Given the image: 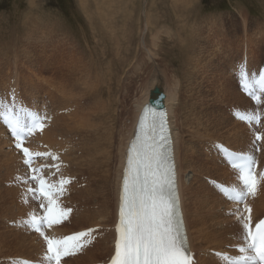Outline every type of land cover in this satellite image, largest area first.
I'll return each mask as SVG.
<instances>
[{
  "label": "bare ground",
  "instance_id": "6f19581e",
  "mask_svg": "<svg viewBox=\"0 0 264 264\" xmlns=\"http://www.w3.org/2000/svg\"><path fill=\"white\" fill-rule=\"evenodd\" d=\"M133 1L130 3H134ZM143 1H145V0H143ZM148 1H151V0H146V6H144L146 8L143 9V4H142L141 9H139V10L141 13H143V11H144L145 16H143V17L146 18V20L144 19L145 23H146V24L144 23L145 24L144 30H145L146 25H148V28L151 30L150 32L152 33L153 27H151V25H153V24L151 22L152 19H150V16H151V11L153 10V4L154 3L150 2V5L148 7ZM153 1L155 2V0H153ZM94 2L96 3V8L94 9V11L98 14L100 12L99 17L91 18L93 20L91 22H89L90 26L88 24H86V25H88V27H90L89 28L90 31H93V33L89 31L90 32L89 35H91V37L93 38V42L95 43L94 49H96V47H98L99 45L102 44V45L106 46V48L101 49V50H103L102 51L103 53H106V51H108L107 48H109V49L111 48L110 46L113 43V39L111 38V41H112L111 42L109 40L110 38L107 37L106 35L102 34L98 30V28L99 27L102 28V26L107 28L108 23H109L112 27H113V25L117 26L116 29L118 30L119 27L121 26V24H124V26H127L128 24H130L131 23V21H129L130 19L128 21H125L124 19H122V20L113 19L112 21L110 20L111 22H109L107 20L109 18H111V19L114 18L112 16L116 15L115 11H117V12L120 11L121 16H123V17L125 15H128L129 13H134V12H131L130 10H129L130 12H127V11L123 10V8L124 9L127 8L126 6L124 7L125 1H123V0H116L110 6L108 4L106 5L103 2L98 3L99 0L98 1L94 0ZM105 2H107V0H105ZM88 4H89V2H88ZM102 4H104V7L102 6ZM98 5H101V7H98ZM92 6H94V5L92 4ZM99 8L103 9V10L101 11V10H99ZM87 15L89 17V14H86V16ZM102 17H103V19H102ZM91 19L89 17V20H91ZM23 24H24V22L22 23V25ZM26 24H28V23H26ZM30 24H32V26H34L33 25L34 22L33 23L30 22ZM39 25H41V24L39 23ZM39 25H38L39 29H43V30L47 31L46 32L47 36H49L50 34L53 35L57 31L61 32L60 41H58L56 43V45L54 46V48L60 49V53H58V51L51 52L52 58H50V59L48 58L49 59V68H52L54 70V73H55V75L49 81V87L52 89L49 88V90H48V88L46 89V87H43V90L49 96V101H46L43 96H40L42 101H44V102L43 103L42 102H38V103L34 102L33 103V104H35V106L46 105L48 107V109L52 112V114L54 115L53 123H52L51 127L47 131L44 132V135L42 134L43 138L41 139V142L49 145L52 148H57V147L67 148V153L64 156V158H65V161L70 165V168L67 170L68 174H70L69 170L72 167L74 173L78 176H81L77 173L78 170L80 168L86 167L88 171H92L95 174V176L99 182L98 186L91 184L89 189H86V188L81 189L82 187L80 189H77V188H74L73 186L71 187V188H74V192L72 191L73 199L70 200V202L72 205L77 206V211L73 215V218H72L71 224H70L71 226H72V224H74V225L72 227L69 226L66 229H61L58 233L68 235L71 233L79 232V231L86 230V229L93 228V227H102V228H104L105 231H107L109 229V227L115 226L116 221H117V213H118V206H119L121 180H122L123 170H124L125 162H126V158H127V149H128L129 143L131 142V140L135 136L136 125H137L138 118H139V115H140L142 109L144 108L145 105L150 103V99L153 95L152 93L156 89H158L160 92H163L165 94L164 104H165V107L168 109V112H169L168 121H169L171 130H172L173 146H174V150H175V161H176L177 174H178L180 193H181V204H182V209H183V213H184V220L186 223V230H187L188 238H189V245L191 246V249L193 250V252H195V254H196L198 264H220L219 261L214 256H212L210 254V252L211 251H223V250H226L228 247H232L236 243V239H237L238 233H239V228L234 224V222L231 218H229L225 215V210H227L229 208L230 204L222 196L219 197L217 195L218 196L217 197L214 193L213 188L210 186H207V183H204V181H202L201 179H200L201 181L198 183L199 186L196 185L197 178H198L197 176H199L201 173H204L206 175V177H210V175H209L210 173L207 174V171H208L207 165L208 166H209V164L212 165V169L217 167L216 169L219 170L220 168L218 166H215L213 168V164H214L213 161L216 159V158L214 159L213 156L209 157V155H207V154H206V156L204 155L205 157H203V155L201 154L200 158L195 156L194 151H199V150L190 146V144L192 142L187 140L186 142H188V144H187L188 147H186V145H185L186 142L183 139L184 138L183 127L187 128V132H188V136H189V128H191V125L194 124L195 121H197V123H196L197 127H198V125L202 124L201 121L203 119L201 120L200 115H204L207 118L210 110L208 111L209 106L207 105V103L204 104L205 107H200L199 103H193L192 101H190L188 103L189 106L186 107L187 106L186 102L181 95L182 90H184V92H185L186 88L184 89V87H182L183 84H182V80L180 79V77H178L179 75L176 76V75H173L170 73L171 68H170V66H168L169 65L168 61H166V62H159L158 61V59L160 57V52H161L160 48H161V45L163 44L162 34H164L165 31L167 32V34H169V29L166 26V24L162 25V27L160 26L158 31L156 33L152 34V39H153L152 44H151L152 48H150V47L145 48L144 47V50L145 49L148 50L147 58H148L149 62L157 63L158 66L159 65L161 66L160 70L162 69L165 78H166L165 75H167V80L172 77L173 87H169L167 85H160L161 87H156V86H159L160 82L165 83V80L162 79L163 77L159 73V75L161 76V79L164 81L159 80L160 82L159 81L156 82V81L152 80V82L149 83V86L146 89L141 91V95L134 101V103L136 101L137 102L135 104L133 103L132 106H130V103H128L129 100H128L127 92L129 91V88H128L127 84H125L126 82L123 83L121 81L123 79L122 75H121L122 74V70H121L122 65H123V73L125 74L124 67L129 66L131 63V62H127L126 61L127 59L125 60L126 57L124 59H119L118 62H121L122 65H119L120 69L118 72H115L113 69L114 61H112V62L110 61L107 63V66H103V63L101 62L102 60L100 61V59H99L101 57L96 56V55H98L96 53H95L96 55L91 54L92 55L91 59L95 62L97 61V64H95L94 66L84 65L82 63L85 60L86 56L89 58L90 52L87 54L85 53L86 51L81 53L80 48L83 47L82 44L81 45L79 44V41L81 42V40H78L72 36L70 38L69 35H71V34L68 31L58 29L57 27L55 28L53 24H50V25L47 24V25H49L48 30H46L47 28L46 29L43 27L40 28ZM36 26H37V24H36ZM36 26L29 29L31 33L33 31H36V28H37ZM112 27H110V29ZM59 28H61V27H59ZM50 29H52L53 31L49 32ZM110 29L108 31L109 35H110V32H115V30L113 28L111 30ZM154 29H155V27H154ZM144 30L141 33H143ZM37 31H39V30H37ZM40 31H42V30H40ZM162 31H164V32H162ZM138 35H140V34H138ZM29 36L30 35H28V37ZM83 37H85V36H83ZM47 38H49V37H47ZM114 39H115V37H114ZM116 39L114 40V43H115V41H118ZM1 41H5V43H0V93L3 90L4 81L12 82L13 80L18 79L19 75L21 77H26L24 72H22V73L17 72L13 78L9 77L7 73L3 72L5 67L7 65H9V63H12L11 62L12 57L15 58V61L17 60V62H18L19 56H17V57L14 56L13 53H15V52H13V51H16V47L21 46L24 43L22 42L23 44H20L21 42H19V39L16 36L12 37V39H8V40H1L0 39V42ZM120 41H122V40L120 39ZM247 42H249V41H247ZM117 43H119L118 45H120V42H117ZM53 44H55V43H53ZM185 44L188 47V49L184 51L186 57L183 60V62H181L182 68H184V67L186 68L189 66V61H191V58H192L191 54H193V55L197 54V49L194 47L193 42L185 41ZM113 46L116 47V45H113ZM32 47H33V44H32ZM90 47L91 46H89V48ZM119 47L120 46H118L116 48H119ZM125 47H128V46L126 45ZM129 47H130V43H129ZM18 48H20V47H18ZM102 48H104V47H102ZM201 49H202V47H201ZM110 50H113V49H110ZM128 51H127V53H128ZM187 51H189V52H187ZM114 52H116V51H114ZM119 52L121 53V51H119ZM200 52L202 53L201 50H200ZM3 53H4V55H1ZM24 53L26 54V52H24ZM56 53H58V54H56ZM116 53H118V52H116ZM120 53H118V54L120 55ZM124 53H126V52H124ZM165 53H167V52H165ZM170 53L168 52V54H170ZM19 54H20V52H19ZM54 54H56V55H54ZM100 54H102V53H100ZM27 55H29V54L27 53L25 56H27ZM163 55H165V54H163ZM1 56L3 57V59L1 58ZM103 56L104 55H102V57ZM199 56H200V54L197 55L196 57L198 58ZM121 58H123V57H121ZM107 59H108V57L106 56L103 61L105 62ZM192 59L195 61V58H192ZM25 60H27V59H25ZM117 60H118V58H117ZM197 60L195 62V65L198 67H201L202 65H200V64H202L205 60L203 62L201 61V63H199L200 60H198V61ZM15 61L13 60V63ZM62 61L64 62V64H62ZM206 61H207V59H206ZM138 63L140 64L139 61H138ZM206 63L207 62H205V66H206ZM261 64H263V63H261ZM20 66H21V64H20ZM205 66H204V68H205ZM198 67L196 70H198ZM206 67H209V66H206ZM252 67H254V65ZM204 68L201 69L202 73L197 72L200 74H197L195 76L196 79L200 80V78H201L202 80H206V79H203V77L204 78L206 77V75H205L206 74V68L205 69ZM105 70L107 72H105ZM184 71H186V70H184ZM207 71H208V69H207ZM211 71H212V69L209 72H211ZM258 71H259V68H258ZM209 72H207V73H209ZM112 74H113V76H111ZM30 75H32V74H30ZM189 75H190V73H189ZM189 75H187V76H189ZM215 75H216V73H215ZM33 76H34V74H33ZM208 76L210 77L209 74H208ZM208 76H207V79H210L211 77L209 78ZM3 77H4V79H3ZM98 78H99V82L101 83L102 90L105 91L106 95L108 96L107 101H104L102 98H100V86L98 84ZM196 81H198V80H196ZM196 81H195V78L188 81L187 83L189 84V88H187V89L192 90L191 87H194L193 83L197 84L198 87H201L200 86L201 84H199L200 81H198V83ZM224 81L226 82V80H224ZM205 83L207 84V82H205ZM205 83H204V85H205ZM225 85L228 86V83L227 84L225 83ZM231 86H232V84H231ZM227 89H229V88H227ZM232 90H233V93H231V94L229 93L230 89H229V92L227 91V93L229 95V96L228 95L227 96H228L230 102H231V100L236 98L235 95L238 93L237 89L235 91H234V89H232ZM88 91H90V93H85ZM112 92H115L114 93L115 97H113L112 101H111L110 94ZM223 95L226 96L225 93ZM238 97H239V95H237V98ZM27 98L30 99V97H27ZM32 99H34V98H32ZM89 101H91L93 103H89ZM226 101L227 100H225V102ZM205 102L206 101L203 100V103H205ZM223 105L225 107L226 104H223ZM114 106H115V108H114ZM129 106H130V108H129ZM131 108H134L132 116H131V112H130ZM210 108H211V110L215 111L216 107H215V105L214 106L212 105V106H210ZM218 111H219V109H218ZM210 112H213V111H210ZM213 113H215V112H213ZM213 115L210 118L212 119L214 117L215 122L220 123L221 122L220 120H218V121L216 120L217 119L215 117L216 114L214 116ZM218 115H220V114H218ZM225 117L226 116H224V118ZM206 118H205V120L208 121V119H206ZM218 118L221 119L219 116H218ZM224 118H223V121H224ZM225 120L228 123V124H225L223 122V124H225V125H229V123L231 121H234V119H232L230 116L227 119L225 118ZM208 123H210V122H207L206 125H209ZM211 124H212V122H211ZM231 124H232V122H231ZM119 125H120V128H119ZM236 125H234V127ZM240 125L242 126L243 124H240ZM203 126H204V123H203ZM220 127H221V124H220ZM223 127H224V125H223ZM236 127L239 128V125ZM117 129H118V131H117ZM119 130L123 131V135L119 136ZM226 130H228V129H226ZM241 131L242 130L237 131L235 134V137L233 136L234 132L233 133L229 132L233 136V137L230 136L232 140H233V138H242V137L245 139V140L242 139V141H244V144L242 146H240V144H238L240 147L233 148L231 146H228L229 148H231L235 151L247 150L249 145L251 144L252 139H251L250 135L245 134V133L240 134ZM181 132H182V134H181ZM209 132L207 131V133H209ZM243 132H245V131H243ZM42 135H40V136H42ZM195 138H197V137H195ZM233 141H232V143H233ZM235 141H237V139ZM234 144L236 145V143H234ZM10 147H11V139L9 137V134L6 131V129L0 124V149H1L0 155L3 158H6L7 166L6 165L5 166L7 167L6 170H8L6 172H9L10 175L14 176L16 174V172L20 169L21 166L18 163V157L15 156L14 151L11 150ZM206 147L204 148L205 150H206ZM6 161L4 160L3 163ZM262 161L264 163V153L262 156ZM0 162H1V160H0ZM4 164H6V163H4ZM1 166H3V165H1ZM5 166H3V168ZM220 170H222L223 173L225 174V176H224L222 173V175L225 177V180H224L225 182H229L232 180V172L229 171V169L225 165H223V163H222V169H220ZM1 172H3V171H1ZM188 174H189V176H188ZM213 174L215 175L216 179L220 178L221 174L219 171H215V173H212L211 176H214ZM0 176L2 177V175H0ZM223 176H222V178H223ZM1 177H0V179H1ZM7 177L9 178V176H7ZM73 177H75V176H73ZM81 177H84V176H81ZM199 177H201V176H199ZM2 179H4V178H2ZM9 179H11V178H9ZM2 182H3V180L0 183L1 185H3ZM6 182L8 183V181H6ZM91 182L92 181L89 180V183H91ZM1 187L4 189V186H1ZM2 188L0 190H2ZM12 190H16V189H12ZM8 191H11V189L6 190V193L9 194ZM3 194H5V193H3ZM11 194H13V192ZM0 195H2V194H0ZM95 195L99 196L100 200H98L97 196H95ZM12 196H15V195H12ZM8 197H9V195H7V198ZM111 197H113V202H112ZM2 198L0 197V199H2ZM15 198H13V199L15 200ZM71 198H72V196H71ZM217 199H220V200L217 201ZM93 201L95 202V205L92 204ZM5 203H6V201H5ZM15 203H16V201H15ZM9 204L10 203H9V199H8V206H11L13 203L11 201V204L10 205ZM99 204H102V205L100 206ZM253 204H254V217L256 219H259L262 216H264V184H263L261 194L253 202ZM8 206H6V207L4 206V207L7 208ZM4 207H2V208L5 209ZM20 208H22V207H20ZM14 209L8 210L11 212V214H9V215H12V213H14L13 212ZM22 211H23V209H22ZM5 213L6 212L1 209L0 221H1L2 217L4 215H6L8 212L6 214ZM18 213H20V217L23 215L25 216V213H23V215H21L22 212H18ZM13 218H14V216L12 217V219ZM16 218H17V216H15V219ZM4 220L6 221V219H4ZM5 221L1 222L2 223L1 226L2 225L3 226H2V228L0 227V253L4 252L5 255H0V258H1V260H5V257L7 259L14 258V256H16L15 258L22 257L24 255L23 252L24 251L27 252L26 251L27 250L26 248H28L27 240L30 238V236L28 238L27 237L28 235H25L24 233H23V235H21L22 233L20 234V232L17 231L16 229L9 228L8 222H5ZM5 223L7 226L5 225ZM75 228H76V231H73V230H75ZM31 237H32V235H31ZM33 240H34V238H33ZM114 240L115 239H113V233L112 232H109V233L106 232L105 237L103 239L98 240L96 245L92 249H89L84 256H81L79 258L74 259V262L76 261L75 264H95V263H100L102 261H105V260H102V256H104V258L107 257V259H108L112 255L113 250H114V245H113ZM28 242H29V240H28ZM30 245H31V243L29 244V246ZM31 246L29 248L33 247V246L32 247ZM39 246H40V243H39ZM24 249H26V250H24ZM39 250H41V249H39ZM31 251H33V250L31 249ZM37 251L38 250H36L34 252L37 254ZM28 252L30 253L29 250H28ZM28 256H31V255L29 254ZM24 257H26V256H24ZM30 258L32 260V257H30ZM35 258H36V256H35ZM69 264H73V260Z\"/></svg>",
  "mask_w": 264,
  "mask_h": 264
},
{
  "label": "rangeland",
  "instance_id": "374dc122",
  "mask_svg": "<svg viewBox=\"0 0 264 264\" xmlns=\"http://www.w3.org/2000/svg\"><path fill=\"white\" fill-rule=\"evenodd\" d=\"M114 1H116V0H107V2H105V0H99L98 3L103 2L106 5L108 4L110 6V5H112V3ZM123 1H125L124 7L126 6L128 8V9L123 8V10L127 11V12L131 11L134 13H129L128 15H125L123 17V16H121L120 11H118V12L115 11L116 15L112 16L114 18H112V19L109 18L107 21L111 22L113 19H117V20L124 19L125 21H128L130 19L129 21H131V23L128 24L127 26H124V24H121V26L119 27L118 30L116 29L117 26L113 25V27H112L109 23H108L107 28H105L103 26H102V28L101 27L98 28V30L102 34H104L110 38L109 39L110 41H111V38L113 39V43L111 44L110 49H113L114 51H116L118 53H120L119 51H121V53L119 55L118 53L114 52L113 50H110L109 48H107L108 51H106V53H103L102 52L103 50H101V49H105L106 46H104L102 44L99 45L98 47H96V49H94L95 43L93 42V38L91 37V35H89V33L90 32L93 33V31H90L89 30L90 27H88L89 22H91L93 20L91 18L99 17V14H100V12L98 14L94 11V9L96 8V3L94 2V0H0V39L1 40H8V39H12V37L16 36V37H18L19 42H21L20 44L24 43L23 45L18 46L21 49L16 47V51H13V52H15V53H13L14 56H16V57L19 56L18 62H17V60L15 61V58L12 57L11 58L12 63H9V65H7L5 67L3 72L7 73L8 76L11 78H13L17 72L18 73L24 72L25 76H26V77H21L19 75V77H20V78L18 77L19 80L15 79L12 82L4 81L3 90L1 92L7 91L11 86H15L22 91L25 99L26 100L28 99V102H30V104H32V105H35V104H33L34 102L35 103H38V102L43 103L44 102V101H42L40 96H43L46 101H49V96L43 90V87H46V89L48 88V90H49V88H50L49 87V81L55 75L54 70L52 68H49V59L52 58L51 52L58 51V53H60V49H56V48H54V46L56 45V43L58 41H60L61 32L57 31L55 34H53V35L50 34L49 36H47L46 35L47 31H45L43 29H39L38 25L40 23L41 24V25H39L40 28L43 27L45 29L47 28L46 30H48L49 29L48 26L50 24H53L55 28L57 27L58 29L68 31L71 34V35H69L70 38L72 36L78 40H81V42L79 41V44L80 45L82 44V46L84 47V48L83 47L80 48L81 53L86 51L85 53L87 54L90 52L89 58L86 56L85 60L82 63L84 65L94 66L95 64H97V61L95 62L91 59L92 58L91 54H95V53L98 54V55L95 54L96 56L101 57L99 59H100V61L102 60L101 62L103 63V66H107L108 62L114 61L113 69L115 72H118L120 69L119 65H122L121 62H118L119 59H124L126 57L125 60L127 59L126 60L127 62H131L129 65L130 67L129 66L124 67L125 74L123 73V65H122V69H121L122 74L121 75H122L123 79L121 81L123 83L126 82L125 84H127L128 88H129V91L127 92L128 100H129L128 103H130V106H132L134 101L141 95V91L146 89L149 86V83L152 82V80H154L156 82L159 80H162V79L165 80V83L159 81L160 82V83L158 82L159 86H156V87H161L160 85H167L169 87H173L172 77L167 80V75H165L166 76V78H165L162 69L160 70L161 66L160 65L158 66L157 63L149 62L148 58H147L148 50L147 49L144 50V47L145 48H149V47L152 48V46H151L152 41H153L152 34L156 33L160 26L162 27V25L166 24V26L169 29V34H167L166 31L165 32L162 31V32H164V34H162L163 44L161 45V48H160L161 52H160V57H159L158 61L159 62L168 61V63H169L168 66H170V68H171L170 73L173 75H176V76L179 75L178 77H180V79L182 80V84H183L182 87H184V89L186 88L185 92H184V90H182V92H181V95L186 102V105H187L186 107L189 106L188 103L190 101H192L193 103H199L200 107H205L204 104L207 103V105L209 106L208 111L210 110V111L215 112V113H213V112L209 111V115L207 118L204 115H200L201 120L203 119L201 121L202 124L198 125V127H197V124H196L197 121H195L194 124L191 125L192 129L189 128V136H188L187 128L183 127V129H184V135H183L184 141L186 142L188 140V141L192 142L190 144V146H192L195 149H198L200 151L199 152V151L193 150L195 156H197L198 158H200L201 154L203 155V157L206 156V150L204 148L211 143L215 144L216 142L222 141L227 146H231L233 148H237V147L242 146L244 144V141H242V139L243 140H245V139L243 137L242 138H233V140H234L233 141L230 137V136H232L230 133L234 132L233 133L234 137H235L236 132L240 131V130H242L240 132V134L241 133L249 134L248 128L245 127L244 124L241 126L240 124H242V123H239L235 120L231 121L232 124L230 122L229 125H225V124H228L226 122L225 118L227 119V118H229V116L232 118V116L230 115V108L232 106L238 105V107H246V106L250 105V101L247 98H245L238 90V86L236 84L235 76L233 73V70L235 69L236 64L238 62L242 61L245 56H247V58L249 60V66L251 68L254 65L253 68H256L258 71V68L260 70L262 65H264V0H187V1L186 0H184V1L183 0H179V1L178 0H155V2L153 0H151V1H148V7L150 5V2L154 3L153 4V10L151 11V16H150V19H152L151 22L153 24V25H151V27H153L152 33L150 32L151 30L148 28V25H146L145 30H144V26L146 24L145 23L146 18L143 17V16H145L144 11H143V13H141L139 10V9H141L142 4H143V9L146 8V7H144V6H146V0L145 1H143V0H134V1L133 0H123ZM132 1L134 3H130ZM88 2H89V4H88ZM92 4L94 6H92ZM102 6L104 7V4H102ZM98 7H101V5H98ZM99 10L102 11L103 9L99 8ZM85 13L89 14V17L91 20H89L88 15L86 16ZM102 19H103V17H102ZM23 22H24V24L22 25ZM30 22L31 23L34 22V24H33L34 26H36V24H37L36 27L38 29L36 28V31L37 30H39V31H37V32L33 31L31 33L29 29L34 27V26H32V24H30ZM26 23H28V24H26ZM47 24H49V25H47ZM86 24H88V25H86ZM59 27H61V28H59ZM110 27H112L115 30V32H110V35H109L108 31H109ZM154 27H155V29H154ZM52 29H50L49 32L53 31ZM40 30H42V31H40ZM143 30H144V32L141 33ZM138 34H140V35H138ZM28 35H30V36L28 37ZM83 36H85V37H83ZM47 37H49V38H47ZM114 37H115V39L117 38L116 40H118V41H115V43H114V40H115ZM120 39L122 41H120ZM185 41L193 42L194 47L197 49V54H195V55L191 54V57L195 58V61L191 58V61H189V66L186 68L184 67L185 68L184 69V68H182L181 62H183V60L186 57L184 51L188 49V47L185 44ZM247 41H249V42H247ZM117 42H120V45H118L119 43H117ZM0 43H5V41H1ZM53 43H55V44H53ZM129 43H130V47H129ZM32 44H33V47H32ZM113 45H116V47L120 46L119 47L120 49L116 48ZM126 45L128 47H125ZM89 46H91V47L89 48ZM102 47H104V48H102ZM201 47H202V49H201ZM200 50L202 51V53L200 52ZM123 51L126 53L128 51V53H127L128 55L126 53H124ZM19 52H20V54H19ZM24 52H26V54L28 53L29 55L25 56L26 54ZM165 52H167V53H165ZM168 52L169 53L171 52L170 54L172 56L170 54H168ZM187 52H189V51H187ZM58 53H56V54H58ZM100 53H102V54H100ZM56 54H54V55H56ZM163 54H165V55H163ZM199 54H200V56L197 58L196 56ZM1 55H4V53ZM102 55H104V56L102 57ZM106 56L108 57V59L104 62L103 60L105 59ZM116 57L118 58V60ZM121 57H123V58H121ZM1 58L3 59L2 56H1ZM25 59H27V60H25ZM197 59L200 60L199 63H201V61L203 62L205 60L202 64H200V65H202L201 67H198L195 65V62ZM206 59H207V61H206ZM13 60L15 61L14 63H13ZM138 61L140 62V64L138 63ZM205 62H207L206 66H209V67L205 66ZM261 63H263V64H261ZM20 64H21V66H20ZM62 64H64L63 61H62ZM203 65L206 68V74H205L206 77L205 78L203 76L202 77H203V79H206L207 81L202 80L201 78L199 80V79H196V77H195L197 74H200L197 72L202 73L201 69L204 68ZM197 67H198L199 71L196 70ZM207 69H208V71H207ZM209 69L210 70L212 69L213 72L212 71H211L212 73L209 72L210 71ZM184 70H186V71H184ZM105 72H107V71L105 70ZM207 72H209V73H207ZM159 73L163 77L162 79H161V76L159 75ZM189 73H190V75H189ZM215 73H216V75H215ZM30 74H32V75H30ZM33 74H34V76H33ZM113 74L111 76H113ZM208 74L210 75L211 78L208 76ZM187 75H189V76H187ZM207 76L210 79H207ZM193 78H195V81L198 80L201 82V83L199 82V84H201L200 85L201 87H198L197 84L193 83L194 87H191L192 90L187 89V88H189V84L187 82ZM3 79H4V77H3ZM164 80H162V81H164ZM224 80H226V82ZM198 81H196V82L198 83ZM13 82H14V84L12 85ZM205 82H207V84ZM204 83H205V85H204ZM225 83L226 84L228 83V86L225 85ZM98 84L100 86V98H102L104 101H107L108 96L106 95V92L102 90V86H101V83L99 82V78H98ZM231 84H232V86H231ZM227 88L230 89V92H229V89H227ZM50 89H52V88H50ZM232 89H234V91L237 89L238 93L235 95L236 96V98H234L235 100L233 99L230 102L229 98H228L229 95H228L227 91L231 94V93H233ZM85 93H90V91L85 92ZM114 93L115 92H112L110 94L111 101H112V98L115 97ZM224 93L226 96L227 95L228 96L227 97L224 96L223 95ZM237 95H239L238 98H237ZM27 97H30V99ZM31 97L34 99H32ZM203 100H205L206 102L203 103ZM225 100H227V101L225 102ZM89 103H93V102L89 101ZM221 104L222 105L226 104V105L224 107V105L222 106ZM212 105L213 106L215 105V107H216L215 111L211 110L210 106H212ZM130 106H129V108H130ZM114 108H115V106H114ZM217 108L219 109V111ZM133 111H134V108H131V110H130L131 116L133 114ZM213 114L214 115L216 114L215 115V117L217 118L216 120L217 121L220 120L221 121L220 123L215 122L214 117L212 119L210 118V117H212ZM218 114H220L221 116ZM218 116L221 119H219ZM224 116H226V117L224 118ZM205 118L208 119V121H206ZM223 118H224V121H223ZM207 122H210V123H208L210 126L206 125ZM211 122H212V124H211ZM223 122L225 124H223ZM203 123H204V126H203ZM220 124H221V127H220ZM223 125H224V127H223ZM234 125H236V126L239 125V128L236 126L234 127ZM119 128H120V125H119ZM226 129H228V130H226ZM117 131H118V129H117ZM207 131L208 132L210 131V132L207 133ZM243 131H245V132H243ZM181 134H182V132H181ZM120 135H123L122 130H119V136ZM195 137H197V138H195ZM236 139H237V141H235ZM232 141H233V143H232ZM234 143H236V145ZM187 144H188V142L185 143L186 147H188ZM238 144H240V146ZM0 151H1V149H0ZM211 156H213V155H211ZM213 157H214V159L216 158L215 156H213ZM3 159L6 161V158H3L0 155V160H1L0 170L3 171V172L0 171V173H1L0 175H2V177L0 176L1 177L0 183L3 180V182H2L3 185H1V184L0 185L4 186V189L0 186V189L2 188V190H0L1 191L0 194L3 195V196L0 195V197L1 198L5 197L6 199L5 198L0 199V211L2 209L6 213L7 212L8 213L7 214L5 213L7 216L4 215L0 221V227L1 228L3 226V225L1 226V224H2L1 222L5 221L4 219H6L5 222H8V224H10L12 221L15 220V216L20 218V213H18V212H22L21 215H23V213H25L24 212L25 209L23 207L20 208L21 206L18 205V201L16 199L17 198L16 190H12L14 188L8 189V187L6 188V186H5V184H7L6 181L9 182V180H10L9 178H12L13 176L10 175L9 172H6V171H8V170H6L7 169V167H6L7 161L4 162V163H6V164H4ZM213 163H214L213 168L215 166H218L220 169H222V164L220 163V159L216 158L213 161ZM1 165H3V166L6 165V166L3 168V166H1ZM207 167H208L207 174L210 173L209 174L210 177H206V175L204 173H201L199 175L201 177L197 176L199 179L196 177L197 178V183H196L197 186H199L198 183L201 180L204 181V183H207L206 178H211V179L213 177L215 178L214 174H213L214 176H211L212 173H215V171H219L221 175H220V178H217V179L213 178V179L220 181V182H225L224 181L225 180V177H224L225 174L223 173L222 170H220V169L217 170L216 169L217 167L212 169V165H210V164H209V166L207 165ZM69 172L71 175L75 176L79 180H83V182H81V183H85L86 187H82V188L89 189L91 184H94L96 186L99 185V182H98L95 174L92 171H88L86 167L80 168L77 172L79 175L84 176V177L76 175L74 173L72 167L69 170ZM222 173L224 176L222 175ZM7 176H9V178ZM188 176H189V174H188ZM222 176H223V178H222ZM2 178H4V179H2ZM89 180L92 182L89 183ZM207 186H209L208 183H207ZM73 187L80 189V188H78L77 185L76 186L73 185ZM74 188H72L73 192H74ZM5 189L6 190L11 189V191H8L9 194L6 193ZM12 192H13V194H11ZM3 193H5V194H3ZM214 193L216 196L217 195L219 197L221 196L215 190H214ZM7 195H9L8 198H7ZM12 195H15V196H12ZM71 196H72V198H70V200L73 199V195H71ZM95 196H97V195H95ZM13 198H15V200ZM111 198H112V202H113V197H111ZM8 199H9L10 204H11V201L13 203L11 206H8ZM97 199L100 200V197L97 196ZM219 200L220 199H217V201H219ZM5 201H6V203H5ZM15 201H16V203H15ZM92 204L95 205V202L93 201ZM3 205L5 207L6 206H8V207L5 208ZM99 205L101 206L102 204H99ZM2 207H4L5 209H3ZM10 209L15 210V211L13 210V212L16 215L14 213H12V215L14 216L13 219H12L13 216L9 215V214H11V212L8 211ZM22 209H23V211H22ZM23 216H21V217H23ZM5 225H6V223H5ZM73 225L74 224H72V226ZM68 227L69 226H66L63 229H66ZM73 231H76V228ZM19 232H20V234L22 233L21 235H23V232H21V231H19ZM29 236H30V238H29ZM29 236H27L29 238L28 240L33 247L30 245L32 248H29L30 243L27 240L28 248H26L27 250L24 249L27 252L24 251L23 252L24 255L22 254L23 255L22 257H17V258L29 259L30 257H32V260H34V259H36L35 256L37 257V255L42 253L41 244L39 246V243L37 242L35 237L34 236L31 237V235H29ZM33 238H34V240H33ZM31 249L33 251H31ZM39 249H41V250H39ZM28 250L30 251V253L28 252ZM36 250H38L37 254L34 252ZM29 254L31 256H28ZM0 255H5V253L1 252ZM24 256H26V257H24ZM15 257L16 256H14V258ZM106 258H104V256H102V260H104ZM6 259L7 258L5 257V260ZM29 260H31V258ZM1 261L2 260L0 258V263H1ZM75 263H76V261H75ZM75 263L73 260V264H75Z\"/></svg>",
  "mask_w": 264,
  "mask_h": 264
},
{
  "label": "snow or ice",
  "instance_id": "6c2138e0",
  "mask_svg": "<svg viewBox=\"0 0 264 264\" xmlns=\"http://www.w3.org/2000/svg\"><path fill=\"white\" fill-rule=\"evenodd\" d=\"M238 75L244 91L259 104L264 95V72L258 77L255 73L250 76L246 64H242ZM0 119L11 130L15 147L22 153L23 163L28 169L24 176H16L14 183L27 185L26 197L30 194L31 199L39 201V206L44 209L43 214H31L21 223L46 242L47 250L41 264H61L64 257L81 252L91 242L96 230L90 229L62 240L45 234L46 227L59 224L71 212V209H61L56 202V197L65 191V184L71 181L60 179L59 185L50 184L43 175L44 168L34 165L38 159L59 160V157L52 153H33L24 146L37 131H43L45 117L18 104L13 92L11 103L0 100ZM239 119L258 124L260 117L251 112L240 115ZM139 131L137 142L131 146L128 155L110 264H195L179 208L166 114L155 113L146 107ZM255 139L259 141L261 137L257 135ZM217 149L235 172L239 183L214 186L228 201L238 205L230 215L236 217L241 230V243L237 248L239 255L220 254V259L225 264H264V219L253 225L252 209L247 203L249 197L255 198L259 185L255 155L251 151L232 152L223 146H217ZM56 168L58 171L59 165ZM261 177L264 178V174ZM44 197L47 198L46 203L42 199ZM20 264L26 262L21 261Z\"/></svg>",
  "mask_w": 264,
  "mask_h": 264
},
{
  "label": "water",
  "instance_id": "95a60500",
  "mask_svg": "<svg viewBox=\"0 0 264 264\" xmlns=\"http://www.w3.org/2000/svg\"><path fill=\"white\" fill-rule=\"evenodd\" d=\"M152 94H153V95H152V99H153V98H156L158 95H160L161 92H160L158 89H156ZM151 102H152V100H150V103H151Z\"/></svg>",
  "mask_w": 264,
  "mask_h": 264
}]
</instances>
